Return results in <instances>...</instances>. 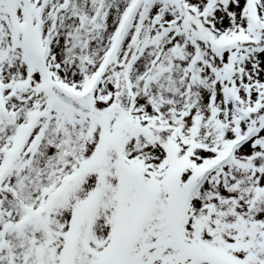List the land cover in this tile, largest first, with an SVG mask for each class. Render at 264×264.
<instances>
[{
	"label": "snow or ice",
	"instance_id": "snow-or-ice-1",
	"mask_svg": "<svg viewBox=\"0 0 264 264\" xmlns=\"http://www.w3.org/2000/svg\"><path fill=\"white\" fill-rule=\"evenodd\" d=\"M0 264H264V0H0Z\"/></svg>",
	"mask_w": 264,
	"mask_h": 264
}]
</instances>
